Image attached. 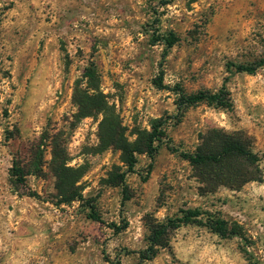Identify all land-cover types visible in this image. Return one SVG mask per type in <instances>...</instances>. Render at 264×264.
<instances>
[{"label": "rangeland", "instance_id": "1", "mask_svg": "<svg viewBox=\"0 0 264 264\" xmlns=\"http://www.w3.org/2000/svg\"><path fill=\"white\" fill-rule=\"evenodd\" d=\"M170 34L178 42L163 61ZM260 59L264 0H0V264H264V67L252 75L228 68ZM161 64L169 90L156 85ZM93 66V83L130 142L136 129L168 118L167 140L178 150L163 144L148 176L151 160L137 155L124 208L122 189L107 184L114 167L126 169L121 151L104 142L103 113L83 116L84 95L92 93L84 74ZM223 85L232 111L200 104L176 121L173 88L191 94ZM210 129L243 131L260 157L262 181L200 195L181 153H194ZM45 133L57 142L42 146V172L13 186L14 154L28 161ZM53 146L65 151L67 166L84 171L77 184L84 201L61 203ZM86 200L103 223L89 218ZM187 209L240 224L245 239L183 225L168 248L142 263L150 225ZM124 220L128 228L117 233L113 225Z\"/></svg>", "mask_w": 264, "mask_h": 264}, {"label": "trees", "instance_id": "2", "mask_svg": "<svg viewBox=\"0 0 264 264\" xmlns=\"http://www.w3.org/2000/svg\"><path fill=\"white\" fill-rule=\"evenodd\" d=\"M194 1V0H192ZM167 49L163 55V61L170 50L177 42L178 38L170 34L165 39ZM233 67V70L230 68ZM264 67V59L257 60L253 64H229V72L255 74L260 68ZM97 72L93 67L86 69L84 77L89 82V90L92 93H86L84 98L85 105H89V110L83 112V116H93L94 114L103 113L104 119L100 126L108 125V132L104 142L109 146L115 147L121 151L122 161L125 170L120 167H114L109 173L107 184L122 189L121 206L124 208L125 203L130 199L129 186L126 177L130 173H136L138 163L137 155H147L151 160L147 168V176L152 172L154 161L159 150L166 144L172 152H178L168 142V136L165 127L168 124V118L154 119L150 126L151 129H136L133 133L136 139L130 142L126 136V130L123 128L119 118L114 111L108 106L104 95L100 92L99 86L93 82ZM164 70L156 81L160 89L169 90L163 84ZM177 95L178 113L175 117L177 122H181L186 110L200 104H207L209 107L232 111L234 104L231 93L225 85L218 91L212 92L201 90L197 93H186L179 86L173 88ZM79 106L84 107V103L78 102ZM86 107V106H85ZM88 109V107H87ZM13 139L12 136L7 137ZM56 143L57 140L49 137L46 133L42 136L39 144H34L29 148L30 158L24 160L19 152L13 156L12 168L10 170V181L13 186H26V179L29 175L38 176L44 167V151L42 146H46L45 141ZM200 144L194 153H181V156L187 160L193 168L194 177L199 182L200 195L216 193L221 187L236 190L249 182L262 181L263 174L259 166L260 157L252 151V140L243 132L236 131L227 133L218 129H210L200 138ZM48 147V145H47ZM54 157L61 160L54 168L56 177V189L61 197V203H71L73 201H84L81 187L78 182L84 171L67 166L65 151L61 153L54 152ZM144 179H147L146 177ZM90 209L89 218L93 221L103 223L102 218L96 210L94 200H86ZM197 224L206 227L212 233L223 239L231 237H240L245 239L244 228L233 221H229L209 212H203L199 209L181 210L180 215L167 218L161 223H152L150 225L151 234L148 238L147 247L138 252L139 260L142 263L152 261L162 249L170 245V234L173 230L183 225ZM129 223L124 220L122 226L113 225L117 233L128 228Z\"/></svg>", "mask_w": 264, "mask_h": 264}]
</instances>
